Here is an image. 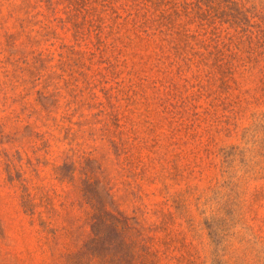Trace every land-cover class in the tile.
<instances>
[{"label":"rangeland","instance_id":"374dc122","mask_svg":"<svg viewBox=\"0 0 264 264\" xmlns=\"http://www.w3.org/2000/svg\"><path fill=\"white\" fill-rule=\"evenodd\" d=\"M0 264H264V0H0Z\"/></svg>","mask_w":264,"mask_h":264}]
</instances>
